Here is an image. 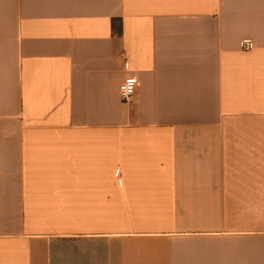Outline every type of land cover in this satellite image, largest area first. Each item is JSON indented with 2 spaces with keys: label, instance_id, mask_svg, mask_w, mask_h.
I'll return each mask as SVG.
<instances>
[{
  "label": "crops",
  "instance_id": "crops-1",
  "mask_svg": "<svg viewBox=\"0 0 264 264\" xmlns=\"http://www.w3.org/2000/svg\"><path fill=\"white\" fill-rule=\"evenodd\" d=\"M258 199L264 0H0V264H264Z\"/></svg>",
  "mask_w": 264,
  "mask_h": 264
},
{
  "label": "built area",
  "instance_id": "built-area-1",
  "mask_svg": "<svg viewBox=\"0 0 264 264\" xmlns=\"http://www.w3.org/2000/svg\"><path fill=\"white\" fill-rule=\"evenodd\" d=\"M241 47L244 51H250L253 46L249 41H243L241 43ZM124 62L126 61V57H123ZM137 86V81L135 78L128 77L124 79V81L119 85V97L123 103H127L132 100L135 88Z\"/></svg>",
  "mask_w": 264,
  "mask_h": 264
},
{
  "label": "rangeland",
  "instance_id": "rangeland-1",
  "mask_svg": "<svg viewBox=\"0 0 264 264\" xmlns=\"http://www.w3.org/2000/svg\"><path fill=\"white\" fill-rule=\"evenodd\" d=\"M258 203H259L258 209L260 213L257 216L260 224L264 226V199H258Z\"/></svg>",
  "mask_w": 264,
  "mask_h": 264
},
{
  "label": "trees",
  "instance_id": "trees-1",
  "mask_svg": "<svg viewBox=\"0 0 264 264\" xmlns=\"http://www.w3.org/2000/svg\"><path fill=\"white\" fill-rule=\"evenodd\" d=\"M112 28L115 34L120 33V21L119 20H113L112 21Z\"/></svg>",
  "mask_w": 264,
  "mask_h": 264
}]
</instances>
